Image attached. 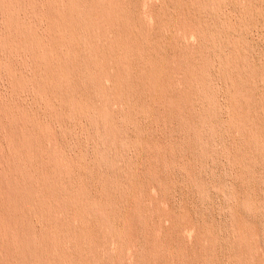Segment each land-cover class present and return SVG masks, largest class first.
Masks as SVG:
<instances>
[{"label":"rangeland","instance_id":"rangeland-1","mask_svg":"<svg viewBox=\"0 0 264 264\" xmlns=\"http://www.w3.org/2000/svg\"><path fill=\"white\" fill-rule=\"evenodd\" d=\"M114 1L111 4L117 7L118 0ZM119 3L123 8L126 5L124 9L129 13L126 12L128 18L125 16L128 32L135 37L134 33H138L140 39L133 38L142 45L141 56L132 60L134 66L142 58L171 63L168 66L172 102L153 105L148 95L141 93L135 67L136 71L128 76L132 89L127 90L123 79L121 94H114L107 77L102 78L105 93L93 81L83 82L86 85H80V94L84 96L82 110L59 120L44 102L35 98L31 89H14L7 65L15 62L14 68H19L22 56L13 60L0 45V95L4 97L0 96V168L5 165L9 151L5 145L4 107L16 105V110L32 117L39 113L35 118L42 117L40 121L49 131L44 140V155L50 156L54 165L61 162L68 165L71 161V169L69 166L57 169L58 174L66 177L59 175L62 186L65 183L66 188L80 187L85 195L89 192L86 199L90 203L100 200L107 204L104 217H97L89 207L91 213L85 219L91 218L85 225L89 234L85 239L89 240H84L85 245L84 238L82 241L77 238L79 227L85 229L82 222L74 221L70 211L63 212V203L56 206L59 223L73 227L74 241L68 242V253L78 251L71 253L69 264H264V0H119ZM100 33L102 29L96 34ZM105 33L113 35L108 28ZM110 71L113 72H107ZM85 99H91L90 103ZM1 100H5L4 104ZM128 220H134L136 226ZM133 231L142 235L135 232L133 236ZM115 232H119V238ZM153 242L154 245L150 244ZM84 258H88L86 262Z\"/></svg>","mask_w":264,"mask_h":264},{"label":"bare ground","instance_id":"bare-ground-1","mask_svg":"<svg viewBox=\"0 0 264 264\" xmlns=\"http://www.w3.org/2000/svg\"><path fill=\"white\" fill-rule=\"evenodd\" d=\"M111 1H114V0H0V16H1L0 45H1V48H3L2 51L7 53L10 58L11 57L14 58L15 56H22V60L19 61L20 62L19 68H17V69L14 68L13 63L15 64V62H12V60H10L12 63H10V65L9 64L7 65V68L10 71V74H8V75L11 76L9 78H12L11 81H13L14 89L16 91L20 90V89L24 90L26 88L31 89L32 93L35 95V98L36 99L39 98L42 102H44V105L46 106V108L51 111V112L49 111L51 113V115L53 114V115H55L54 117H60L59 118V120H60L64 117H66L65 115H67V116L72 115V113L74 111H81L82 110V108H83L82 105L84 103V100H83L84 96L82 94H80L82 91L81 90L82 88H80L81 84H85L86 81H88V80L93 81V83H94L93 85L98 86V88H99L98 90H100L102 93H105V85L103 84L102 78L107 77V78H109V80L112 83L111 87H112V91L114 92V94L115 93L121 94L123 92V82H122L123 79H125V85H126L127 90L132 89V86L130 84L131 81L129 82L128 76L130 75L131 72H133V70L136 71L135 67H137V74H135V75L137 76L136 78H138L140 80V81H138V83L141 87V93H145L144 95L147 94L149 99H151V101L153 102V103L151 102L153 105L154 104H161L162 105V103L165 105L166 103L167 104L171 103L173 99L171 100L169 98V91L171 89V85H170V74H169L170 67L168 66V64H171V63H168V61H164L162 59L161 60H153V59L150 60V58H147V59L142 58L139 62H137V65L134 66V64L132 63L133 58H136L137 56H141V52L143 51L141 49L142 45L138 44L137 42H139V41L136 42L134 39L136 37L139 38V36L137 35L138 33H134V35L136 34V37L132 36L131 33L128 32V29H127L128 26H125V24H126L125 16L127 17V15L129 14L128 10L126 11L124 9L126 5L123 8V6H121V4L119 3V0H118L117 4H119V5H117V7H114L113 4H111ZM184 18H185V16H184ZM187 20L189 21L188 18H187ZM178 21H179V18H178ZM183 21H185V20H183ZM129 24H127V25H129ZM136 27L137 26H135V28ZM106 28H108L111 31V33L113 34L111 37H109L108 34L105 33ZM99 29H102V33L97 35L96 33H97V30H99ZM139 35H141V33ZM100 41H103L104 44L100 43ZM141 41H142V39H141ZM146 41H147V39H146ZM153 43L155 44V42H153ZM143 44H144V41H143ZM162 47H163V45H162ZM159 48H160V46H159ZM143 49H144V47H143ZM145 50H144V52H145ZM4 52H2V53H4ZM157 52H158V50H157ZM153 53H155V52H153ZM160 53H162V52H160ZM163 55H165V54H163ZM9 57H7V58L9 59ZM23 57H25V58H23ZM164 58H165V56H164ZM13 60H15V58ZM3 63H4V61H3ZM172 63H174V62H172ZM182 64H179L180 65L179 67H181V68L184 67V63H182ZM193 67H194V65H193ZM27 68H29V71H30L29 74H28ZM177 68H178V66H177ZM108 70H113V72L112 73H111V71L107 72ZM3 71H4V69H3ZM171 74H172V72H171ZM201 74H203V73H201ZM179 76L180 75H178V78H179ZM181 76H182V74H181ZM85 78H87V79L85 80ZM177 80H179V79H177ZM191 81H193V80L191 79ZM7 82H9V81H7ZM83 82H85V83H83ZM136 83H137V80H136ZM182 84H184V83H182ZM10 85H12V84H10ZM85 85H83V86H85ZM91 85H92V83H91ZM178 88L180 89L179 84H178ZM185 88H186V86H185ZM89 89L91 90L92 87H90ZM5 90H7V88ZM86 91H87V89H86ZM84 92H85V90H84ZM177 92L178 91L176 90V93ZM88 93H90V92H88ZM137 93H138V91H137ZM179 93H180V91H179ZM84 94H87V93H84ZM101 96H102V94H101ZM170 96H171V94H170ZM1 97H3V96H1ZM175 97H176V95H175ZM186 98H185V100H186ZM188 98H189V95H188ZM191 98L193 99V97H191ZM5 99H7V98L5 97ZM8 99H9V96H8ZM87 99H88V97H87ZM91 99H93V98H91ZM91 99H89V100H91ZM181 99H183V98H181ZM89 100H86V101H89ZM187 100L189 101V99H187ZM1 101H3V100H1ZM4 101H3V104H4ZM31 101H32V99H31ZM142 101L145 102V99ZM188 101H186V102H188ZM0 103H2V102H0ZM8 103H10V102L8 101ZM89 103H90V101H89ZM146 104H147V100H146ZM8 105H11V104H8ZM8 105H7V107H4V109L2 110L6 113V115H5L6 117H3L4 119L6 118L5 119L6 120V124H5L6 130H4V131L6 134L7 144H5V145L9 146V148H8L9 151H8V154H6L7 156H6L5 165L2 168H0V264H2L4 262H7V264H9V263H11V264H62L63 262H66L67 259L69 260V256L71 255V253H73V252L76 253L77 249L75 248L76 250H74L70 254L68 253L69 252V250L67 248V246L69 244L68 242L74 241V240L72 241V238H71V236H72L71 232H72L73 227L71 228L72 225H70L69 223H67L66 225L63 223H61V224L59 223L60 220L55 215V211L57 210V209H55L56 206L57 205L59 206L63 203V206L65 208V210L63 212H65L66 210L70 211V213H71L70 215H72L73 220L74 221L78 220L77 222H82L83 226L85 227V225H87V221L88 220L90 221V219H91L90 218L87 221H85V219L88 217V214L91 213V209L89 207H92L94 209V213L97 214V217H98V215L100 217H102V216L104 217L105 212H107L106 211V205L107 204L103 205L102 203L104 201L102 203H100V200L99 201H97V200L93 201L92 200V202L90 203L88 201L90 199H88V198H87L88 200L86 199V195L89 192L85 195L84 190L80 187L79 188H72L74 186H70V188H66L65 183H64L65 190L63 191L61 189V186H62V181H60L61 175L58 174L57 169L67 168V166H69V168H70V165H71L70 162L71 161L69 162L68 165L64 161L63 162L65 164L62 162L57 163V165L52 164L51 157L44 155L45 154L44 153V151H45L44 140L49 135V131H47L46 126L43 125L44 123L43 124L41 123V121H43V120L40 121V119H42V117L39 120H37V118H35V117L39 113L37 115L35 113L36 116L34 117V115H33V117H32V116H29L30 115L29 112H31V111L28 112L29 115L25 112L20 113L19 111H21V110H19L18 108L16 110V108H15L16 105L13 106L15 109L13 107H8ZM19 105H20V103H19ZM41 105H42V103H41ZM183 106H184V104H183ZM17 107H18V104H17ZM19 107H21V105ZM42 109H44V108H42ZM87 109H90V107ZM164 109H165V107H164ZM25 110H26V108H25ZM177 110H178V108H177ZM26 111H28V110H26ZM231 111H233V110H231ZM173 112H174V110H173ZM187 112L188 111H186V114L188 115ZM238 112H239V110H238ZM1 114H2V112H1ZM95 115L97 116V114H95ZM200 116L201 115L199 114V117ZM210 116H212V115H210ZM51 118L52 117H50V119L48 118L49 122H50ZM101 119H103V117ZM63 122H65V121H63ZM65 123H69V122L66 121ZM47 124H49V123H47ZM50 125H51V123H50ZM62 128H63V126H62ZM0 129H1V127H0ZM263 129H264V127H263ZM253 137L256 138L257 135L253 136ZM1 140H3V139H1ZM252 141H255V139H252ZM158 148H160V147H158ZM0 150H1V148H0ZM69 151H68V153H69ZM4 154H5V152H4ZM62 154H64V153H62ZM69 158H72V156ZM80 158H79V160L81 162ZM67 159H68V157H67ZM82 164L83 163H81L80 165H82ZM74 168L75 167H73V169ZM142 171L144 172L147 170H142ZM64 172H62V173H64ZM68 173H69V175L71 174L70 172H68ZM76 173H77V171H76ZM149 173H151L150 170H149ZM72 174H73V172H72ZM63 175H65V173ZM150 176L152 177V174H150ZM61 177L64 178L65 176L64 177L61 176ZM70 177H71V175H70ZM145 177H146V175H145ZM142 179H145V178L142 177ZM148 179L151 180L150 177H148ZM72 184H68V185H72ZM83 186H84V184H83ZM62 191H63V193H62ZM140 192H142V190ZM90 195H91V193H90ZM131 195H129L127 197H130ZM138 195H137V197H138ZM101 196L103 197V194ZM88 197H89V195H88ZM135 197H136V195H135ZM145 197H147V196H145ZM93 198L94 197H92L91 199H93ZM98 198H96V199H98ZM100 199H102V198H100ZM142 200H144V198ZM106 201H109V200L106 199ZM105 203H108V202H105ZM129 203H131V202H129ZM132 203H133V201H132ZM146 204H145V206H146ZM109 205H110V202H109ZM109 205H108V207H109ZM132 205L133 204H131L130 206H132ZM131 208L133 209V207H131ZM139 208H141V205ZM145 208L146 207H144V209ZM132 209H131V211H132ZM146 210H147V208H146ZM113 211H115V210H113ZM126 212H129V211H126ZM134 212H136V210ZM139 212H138V214H139ZM116 213H117V209H116ZM143 213H144V211H143ZM65 214H67V213H65ZM127 214H129V213H127ZM68 217H70V216L68 215ZM106 217L104 218L105 220L107 219ZM112 217H114V216H112ZM126 218L127 217H125V219ZM128 218L133 219L132 217H129V216H128ZM94 220H96V219H94ZM134 220H133V222H134ZM69 221H71V220H69ZM131 221L128 220V222H131ZM112 222H114V220ZM125 222H127V221H125ZM133 222H131V223H133ZM120 223H121V221H120ZM139 223H141V222H139ZM106 224H107V222H106ZM78 225L79 224L77 223V226ZM96 225H98L97 222H96ZM108 225H111V224L109 223ZM129 225L131 226L132 224H128V227H129ZM133 225H135V223H133ZM239 225H242V223ZM91 226H93V225H91ZM94 226H95V224H94ZM115 226H117V225H115ZM137 226H140V225H137ZM99 227H100V225H99ZM107 227H109V226H107ZM245 227H248V226L246 225ZM89 228H90V226H89ZM94 229H95V227H94ZM94 229H93V231H94ZM126 229H127V227H126ZM143 229L145 230L144 227H143ZM78 230H80V232H78V231H76V232H78L77 238L79 239V241H82L81 239H83V238H84L83 243H84V240L85 241L89 240V239H87V240L85 239L86 237L89 238L87 226L85 227V229L84 228L80 229V227H79ZM105 230L107 231V229H105ZM109 230H112V229L110 228ZM117 230H118V228H117ZM119 230H122V229H119ZM139 230H140V228H139ZM141 231H142V228H141ZM241 231H242V229H241ZM76 232H75V234H76ZM96 232H97V230H96ZM119 232L118 233L115 232L118 234L117 237L120 236ZM133 232H134V234H133V236H134L136 231H133ZM146 233H145V235H146ZM148 233L150 234V231H148ZM125 234H126V232H125ZM128 234H129V232H128ZM93 235L97 237L96 233ZM136 235H142V234H139L138 232H136ZM136 237L138 238V236H136ZM136 237H134V238L136 239ZM77 238L75 237V240ZM122 240H120V242ZM75 242H77V241H75ZM120 242H117V243H120ZM124 242L125 241H123L122 243H124ZM155 242L150 243V244L154 245ZM133 243L131 242V244H133ZM79 245H81V243ZM79 245H76V247ZM84 245H85V243H84ZM129 245H130V243H129ZM92 247L93 246H91V249H92ZM83 248H85V247H82V249ZM89 248L90 247L85 248V249H89ZM170 250H168V252ZM89 251L90 250H88V252ZM88 252H86V253H88ZM78 254H79V252H78ZM170 254H168V255H170ZM162 255H164V254H162ZM82 256L85 257L84 255H82ZM73 257H76V256H73ZM78 257H80V256H78ZM71 259H72V257H71ZM80 259H81V257H80ZM87 259L84 258L85 261H83V262H86ZM119 259H120V257H119ZM92 260H93V258H92ZM71 262H72V260H71ZM81 263H82V261H81ZM67 264H69V262ZM85 264H87V262Z\"/></svg>","mask_w":264,"mask_h":264}]
</instances>
